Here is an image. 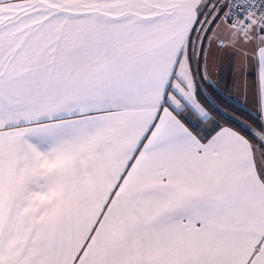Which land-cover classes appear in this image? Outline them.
I'll use <instances>...</instances> for the list:
<instances>
[{
  "label": "snow or ice",
  "instance_id": "obj_1",
  "mask_svg": "<svg viewBox=\"0 0 264 264\" xmlns=\"http://www.w3.org/2000/svg\"><path fill=\"white\" fill-rule=\"evenodd\" d=\"M0 264H264V0H0Z\"/></svg>",
  "mask_w": 264,
  "mask_h": 264
},
{
  "label": "crops",
  "instance_id": "obj_2",
  "mask_svg": "<svg viewBox=\"0 0 264 264\" xmlns=\"http://www.w3.org/2000/svg\"><path fill=\"white\" fill-rule=\"evenodd\" d=\"M230 67H235V65H230L228 54L212 46L206 54V59L201 61V70L208 77V80L199 81L201 88L206 93L205 85L209 84L228 99L242 105L257 116L253 97L251 94L245 97L242 88L235 85L237 76L235 73L230 72Z\"/></svg>",
  "mask_w": 264,
  "mask_h": 264
},
{
  "label": "trees",
  "instance_id": "obj_3",
  "mask_svg": "<svg viewBox=\"0 0 264 264\" xmlns=\"http://www.w3.org/2000/svg\"><path fill=\"white\" fill-rule=\"evenodd\" d=\"M205 90L206 93H208L207 94L208 97L206 96V93L203 91L205 93V96L201 97V99L202 101L206 99L209 106L215 105L212 101H216L218 105L224 107L228 113L229 112L232 113L229 115H236L250 124H252V122L257 119V116L254 115V113H252L242 105L228 99L226 96H224L222 93H220L216 88L212 87L211 85L206 84ZM225 119H227V117H225ZM224 122H225L224 120H221V123ZM252 126L255 127V125Z\"/></svg>",
  "mask_w": 264,
  "mask_h": 264
},
{
  "label": "rangeland",
  "instance_id": "obj_4",
  "mask_svg": "<svg viewBox=\"0 0 264 264\" xmlns=\"http://www.w3.org/2000/svg\"><path fill=\"white\" fill-rule=\"evenodd\" d=\"M209 98H210V96H209ZM214 104H215V106H217L218 108H220V109H222L224 112H227L226 111V109L224 108V107H221L220 105H218V103L216 102V101H212ZM228 113V112H227ZM228 114H232V113H228ZM240 118V117H239ZM241 119V118H240ZM241 120H243V119H241ZM243 121H245V120H243ZM250 124V123H249Z\"/></svg>",
  "mask_w": 264,
  "mask_h": 264
}]
</instances>
